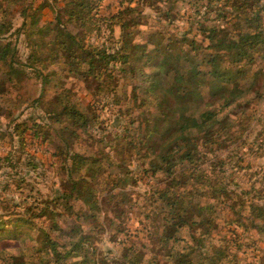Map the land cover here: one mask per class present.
Masks as SVG:
<instances>
[{
  "label": "trees",
  "instance_id": "obj_1",
  "mask_svg": "<svg viewBox=\"0 0 264 264\" xmlns=\"http://www.w3.org/2000/svg\"><path fill=\"white\" fill-rule=\"evenodd\" d=\"M148 1L121 0L128 5L102 19L96 15L99 0H42L38 5L35 0H0V102H7L33 80L29 74L33 73L37 84L41 80V92L26 101L41 106L46 117L37 133L45 139L56 135L61 140L59 156L72 161V170L64 167L71 170L66 187L55 197L63 199L66 211L73 209L68 205L72 199L81 201L83 207L95 208L100 196L93 184L101 179L102 191L110 192L119 182L133 177L132 165L156 177L146 191L147 201L155 205L150 212L161 214L159 230L152 236L155 246L146 251L122 248L121 255L110 251L112 260L102 258L103 264H264V246L256 263L241 259L233 243L251 230L264 238V173L242 187L227 171L229 167L234 170L237 162L231 164L226 160L230 156L221 154L228 144L243 138L247 142L253 128L247 132L245 126L250 128L256 112L253 107L264 98V0H208L209 11H215L217 19L210 25L199 23L196 36L204 35V39L188 33L182 40L171 35L165 36L166 45L158 31L147 32L146 38L136 36V31L140 32L136 13L140 14L141 3ZM170 1V10H174L176 0ZM48 4L55 9V17L47 26H40L37 12ZM17 14L23 18L20 27L14 26ZM220 19L223 23H216ZM103 22L110 34L101 43L93 36L100 34ZM22 36L28 42L25 58L19 49ZM145 57L154 58L149 71L144 67ZM55 65L83 81L95 100L119 105L114 118L119 126L98 139L101 145L97 153L84 155L77 147L84 133L93 137L91 130L98 120L94 107L81 105L73 86L58 89L54 101L44 99L45 86L60 72L53 69ZM133 78L140 83L129 93V84L121 81ZM139 86L145 88L140 92L148 93L149 103L156 104L151 117L140 124L142 133L134 130V120L126 121L132 117L131 107L123 105L131 99L138 102ZM146 100L140 99L137 106L144 107ZM7 108L6 116H15L13 108ZM258 123L263 129L255 143L264 150V121ZM21 125L17 122L15 130L24 141ZM4 160L16 166L9 154ZM83 162L86 166L87 162L95 164L88 165L87 173L80 167ZM127 194L123 189L117 195L109 193L108 202L114 203V210L122 207L120 214ZM54 211L49 214L57 225L55 232H61ZM24 216L15 210L1 212L0 230L4 231L0 234L18 233V239L24 241L25 228L36 226L34 218ZM221 218L235 226L229 229L231 236L218 238L212 233ZM75 225L71 231L55 235L39 227L44 229L37 235L39 241L28 246L33 260L22 249L13 252L4 247L0 248V264H91L97 250L91 249L88 234L78 228L74 231ZM9 227L12 231H5ZM238 227L245 232L236 233ZM76 256L81 258L75 260Z\"/></svg>",
  "mask_w": 264,
  "mask_h": 264
},
{
  "label": "rangeland",
  "instance_id": "obj_2",
  "mask_svg": "<svg viewBox=\"0 0 264 264\" xmlns=\"http://www.w3.org/2000/svg\"><path fill=\"white\" fill-rule=\"evenodd\" d=\"M42 0H35L36 5L40 4ZM168 2V3H167ZM136 3L133 5L135 6ZM141 13H136L138 16V29L140 32L136 31V36L139 38H146V33L149 31H158L163 34L164 37L175 35L180 37L182 40L183 34L188 33L191 37H198L203 40L204 35L196 36L198 32L199 23H205L210 25L217 19V15L214 12L209 11V1L208 0H176L174 10H170L171 1L170 0H151L146 4L142 2ZM128 5L121 4V0H99V5L96 8V15L100 18L108 17L112 13H116L120 8H124ZM197 5V6H196ZM54 8L52 4L45 5L41 8L38 15V24L40 26H47L54 17ZM169 14L174 17H169ZM23 18L17 14L14 18V26L20 27L22 25ZM28 26L31 24V18H28ZM210 23V24H209ZM223 20L220 19V22ZM232 27V25H230ZM235 28V26L233 27ZM119 30L116 29L115 36H119ZM109 31L106 23L102 26V30L99 35L93 36V39L98 41L106 42L108 40ZM26 36H22L19 42V49L21 56L26 57L27 48ZM161 41L166 45L167 39ZM26 40V41H25ZM167 40V41H166ZM207 42V41H206ZM207 45V43H205ZM154 58L145 57V69L151 70ZM56 71H60V67H53ZM33 80H28L27 85H22L20 90L15 92L12 97L7 102H0V163L5 162L4 157L10 155L16 166L5 162L4 165L0 167V191L1 200L0 202V213L6 210L20 211L24 217L34 218L36 226L34 228H25L26 234L22 239H18V233L16 236L7 232L0 234V248H6L13 252H19L22 249L27 255H30V261L33 260L34 253L31 252L30 244L34 241H39L37 235L39 231L44 229H39L43 227L52 231V234H61L71 231L70 227L74 226L75 230H80L83 233L89 235V241L92 247L97 250L94 258H91V264H103L101 260L109 259L112 260L113 252L121 255L124 249H132L137 247L138 250L146 251L147 248L151 249L155 246V239L152 237L154 231L159 230L160 223V213L155 211L151 213V209L155 207L147 201L146 191H149L150 187L156 181L154 176L145 173L142 169L134 168L132 165L130 168L134 169L135 172L132 174L133 177L119 182L116 187H114L110 192L108 190L102 191L103 186L100 184L98 179L93 185H96L97 195L100 196L99 203L95 208L90 206L81 205L79 200H70L68 205H73V209L66 211L63 199L57 198L58 190L66 187L65 181L68 175L71 173L73 164L69 159H65L64 156H59L60 149L57 145H60V139L54 135L51 139L46 138L43 134L37 133V130L45 123V116L41 106H31L30 102L26 99L33 98L37 96L40 92L41 80L39 79L38 84L34 81L36 80L32 74ZM29 77L30 79H32ZM33 83V84H32ZM35 83V85H34ZM128 83V92L130 93L131 88L138 85L140 81L137 78H133L132 81L124 80L121 84ZM74 87L79 97V102L81 105H87L88 108L94 107V114L98 116V120L94 128L91 130L93 137L87 136L85 133L82 135L80 144H78L79 150L84 155H90L92 153H97L100 149L101 143L99 138L107 134V131H114L119 125L114 119L118 115L119 105H114V103H107L105 101L95 100V95L93 91L85 85L83 81H79L73 75H70L68 71H60L58 75H55L52 80L45 86L44 99L48 102L54 101L56 97V92L62 87ZM139 100L147 97L146 105L139 108L137 103H133L132 99L125 101L123 105L131 107L132 117H126L127 120H134V130L136 133H140L145 124V119L151 117V113L156 110L155 105L149 103L148 93L140 92L145 89L143 86L138 87ZM209 89H206L207 93ZM123 92V90H122ZM209 98L207 93L206 99ZM91 103V104H89ZM13 108L15 116L7 117V107ZM125 106V109H126ZM16 107V108H15ZM256 112L252 121L250 128L247 126V132L249 129L253 128L251 131L247 142L244 143V138L239 142H233L225 146L224 151L221 152L226 157L227 161L231 164H235L236 168L232 170L230 167L227 170L236 176L238 183L243 187H248L251 181L255 177H258L264 173L261 167H264V153L263 148L259 147L258 143H255L256 137H260V132L263 129V125L258 122L264 121V98H262L256 106L253 107ZM89 109V110H90ZM126 111V110H125ZM142 113V114H140ZM260 117L261 120L256 121V118ZM125 118V117H124ZM13 119V120H12ZM19 122L21 125V130L24 131V141L19 137L18 131L15 130V124ZM141 124V126H140ZM123 126H120V131H122ZM10 132L13 134L10 135ZM246 132V133H247ZM42 133V132H41ZM133 133V132H132ZM142 133V132H141ZM245 133V135H246ZM87 138V140H86ZM109 147L107 146V150ZM245 153V154H243ZM2 158V160H1ZM120 162L119 159L115 160ZM109 163V160H107ZM87 166L83 162L80 167L82 172H84ZM242 164V165H241ZM136 165V164H135ZM241 165V166H240ZM67 166L70 171L64 169ZM107 166V165H106ZM146 167V166H145ZM111 168V167H109ZM113 170L117 171L115 164H113ZM144 169V166H143ZM121 171V170H120ZM257 172L253 174V172ZM88 173V169L86 170ZM74 176L77 173L72 171ZM85 174V173H84ZM99 177H103L99 175ZM236 181V180H235ZM125 190L128 200L123 206V213L120 214L122 207H117L114 210V203L108 202L109 193L112 195H117L119 190ZM3 190V191H2ZM98 191H102L98 193ZM49 201V204H47ZM57 201L56 204H54ZM54 205H57L54 208ZM47 206L49 211L55 209L57 213L56 221L62 227L61 232H55L57 225L54 223L53 218L51 219V212L47 208L42 215V207ZM29 209H31L29 211ZM114 210V211H113ZM32 215H35L34 217ZM217 226L213 228L212 233L216 237L221 236H231L233 231L229 229L235 227L234 225H228L225 218H221L219 222L215 223ZM79 226V227H78ZM229 227V228H228ZM78 228V230H77ZM12 227L5 228V231H12ZM162 229V228H160ZM22 230V229H20ZM236 233H244L241 227L237 228ZM4 231V230H0ZM1 233V232H0ZM5 234V235H4ZM22 237V238H23ZM64 239V238H63ZM243 240L245 242H243ZM184 241V240H183ZM235 248L238 247V255L241 259L248 262H258L261 257V251L264 246V238L258 231L251 230L245 232V235H241L239 240H235ZM181 244H185L182 242ZM232 248V251H235ZM110 251H113L110 253ZM150 251V250H149ZM151 255L153 254L152 251ZM81 256H76L74 259L79 260ZM28 264H35L31 262Z\"/></svg>",
  "mask_w": 264,
  "mask_h": 264
}]
</instances>
